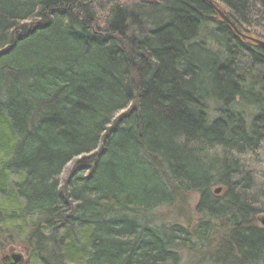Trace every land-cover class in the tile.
<instances>
[{"label":"trees","instance_id":"1","mask_svg":"<svg viewBox=\"0 0 264 264\" xmlns=\"http://www.w3.org/2000/svg\"><path fill=\"white\" fill-rule=\"evenodd\" d=\"M214 1L264 39V0ZM215 13L0 0V236L34 264H183L201 246L264 264V47L220 18L215 48L196 41ZM159 208L172 222L153 225Z\"/></svg>","mask_w":264,"mask_h":264},{"label":"rangeland","instance_id":"2","mask_svg":"<svg viewBox=\"0 0 264 264\" xmlns=\"http://www.w3.org/2000/svg\"><path fill=\"white\" fill-rule=\"evenodd\" d=\"M240 31L243 34H245V35H249V34H247L246 32H244L242 30H240ZM208 32L211 33L212 30L209 29ZM249 36H251V35H249ZM240 37H242V36H240ZM254 38L259 39L257 37H254ZM243 39L246 40V37H244ZM201 40H204L205 42H208V45L209 46L210 45L212 46V43H213L212 38H210L205 33L201 36ZM247 42H251L252 43L253 41L248 40ZM212 48H215V47L212 46ZM235 106H234V109L238 110V112H240V114L242 115V117H244L247 120H250V117H253L252 114L255 113V111L257 110L256 107H254L253 109H250V107H246L244 105L243 106L242 105H237L236 107ZM72 167H73V164H71V163H69L65 167V169H64V171H63V173L61 175V180H64V179L67 178V176H68L70 170L72 169ZM220 193L221 192H218L217 194H220ZM190 195H192L190 197V201L192 203V206H195L194 204H195V201L197 199V194L196 193H191ZM167 212H168V210L165 209V208H159L158 210L152 212V216L151 217H152L153 220H155V222H153V225L154 224L159 225V224H162V223L172 222L171 220H169L168 218H166ZM261 223L264 226V223L263 222H261ZM1 236H2V238L0 239V241H1V245H0V264H4V260H3L4 256H7L9 254H12V252H16V253L22 254V256H23V263L22 264H30V263L31 264H34V261L31 262V258L32 257L29 258L27 256V254H26L23 246H21V244H17L16 245L15 243L12 244V243L9 242L10 241L8 239V238H10V234L9 233L2 234ZM6 239H8V241ZM192 252H193L192 250L189 251V253H192ZM212 252H213V248L212 247L207 248V246H206L204 248V246H201V251L195 252L196 256L193 257V256H190V255L186 254L185 257H184L185 258V262L183 264H213L214 261L212 259Z\"/></svg>","mask_w":264,"mask_h":264},{"label":"water","instance_id":"3","mask_svg":"<svg viewBox=\"0 0 264 264\" xmlns=\"http://www.w3.org/2000/svg\"><path fill=\"white\" fill-rule=\"evenodd\" d=\"M207 2L212 8H214L217 11V14L221 17V20L228 23L240 36L243 38L246 37V40L253 41L252 43L257 46H263L264 47V41L260 39H256L252 36L243 34L237 27V25L230 19L227 12L221 7L220 4L216 3L214 0H203ZM220 189H217V192H219ZM261 221L264 223V218L261 219ZM4 264H22L23 263V256L20 253L12 252V254L7 255L3 258Z\"/></svg>","mask_w":264,"mask_h":264},{"label":"bare ground","instance_id":"4","mask_svg":"<svg viewBox=\"0 0 264 264\" xmlns=\"http://www.w3.org/2000/svg\"><path fill=\"white\" fill-rule=\"evenodd\" d=\"M215 10V9H214ZM215 14H213L212 16V20H209L208 22H203L202 24H198V27L200 28H197V34L196 37L194 38L196 41H204V40H201V36L205 33L206 35H208L210 38H212L213 41H217V39L215 38L216 37V33H214V29L215 27L217 26V20L218 18L221 19V17L219 16V14H217V11L215 10ZM215 15V16H214ZM214 29H213V28ZM212 30L211 33L208 32V30ZM262 41H264V39H260ZM205 42V41H204ZM208 46V42H205ZM214 42L212 43V46H213ZM211 46V45H210ZM211 46V47H212ZM257 46V45H256ZM263 47V46H262ZM2 238V236H0V239ZM8 241V239H6ZM10 240V239H9Z\"/></svg>","mask_w":264,"mask_h":264}]
</instances>
